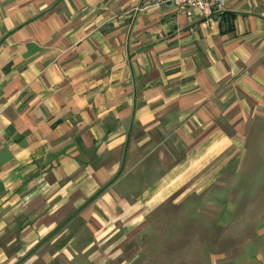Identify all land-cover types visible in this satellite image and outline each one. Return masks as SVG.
Listing matches in <instances>:
<instances>
[{
    "label": "crops",
    "instance_id": "crops-1",
    "mask_svg": "<svg viewBox=\"0 0 264 264\" xmlns=\"http://www.w3.org/2000/svg\"><path fill=\"white\" fill-rule=\"evenodd\" d=\"M204 194L264 264V0H0V264H136Z\"/></svg>",
    "mask_w": 264,
    "mask_h": 264
},
{
    "label": "rangeland",
    "instance_id": "rangeland-1",
    "mask_svg": "<svg viewBox=\"0 0 264 264\" xmlns=\"http://www.w3.org/2000/svg\"><path fill=\"white\" fill-rule=\"evenodd\" d=\"M255 203L249 202V207ZM227 204L216 199L207 202L205 194L192 196L177 206L167 202L153 212L151 233L133 249L132 255L138 257L136 264H210L212 257L233 256L237 250L231 246L236 239L225 230L244 224L233 218L225 222L229 227L221 226L220 214ZM247 226L254 227L252 222Z\"/></svg>",
    "mask_w": 264,
    "mask_h": 264
},
{
    "label": "built area",
    "instance_id": "built-area-1",
    "mask_svg": "<svg viewBox=\"0 0 264 264\" xmlns=\"http://www.w3.org/2000/svg\"><path fill=\"white\" fill-rule=\"evenodd\" d=\"M176 8L182 12L193 13L212 21L215 14L222 10L227 0H172Z\"/></svg>",
    "mask_w": 264,
    "mask_h": 264
}]
</instances>
